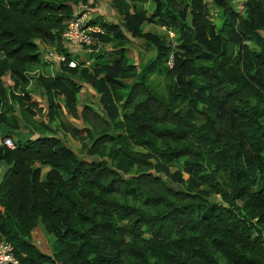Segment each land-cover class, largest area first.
<instances>
[{"label":"trees","instance_id":"16d2710c","mask_svg":"<svg viewBox=\"0 0 264 264\" xmlns=\"http://www.w3.org/2000/svg\"><path fill=\"white\" fill-rule=\"evenodd\" d=\"M153 1L149 14L113 0L122 21L88 22L112 49L78 61L63 33L89 0H0V139L37 133L0 143V238L22 264H264V0H211L220 27L205 0ZM129 38L152 55L136 60ZM42 44L66 57L56 74H32ZM88 82L102 111L78 109ZM65 111L86 124L92 159L57 134ZM40 224L51 254L33 240Z\"/></svg>","mask_w":264,"mask_h":264},{"label":"rangeland","instance_id":"374dc122","mask_svg":"<svg viewBox=\"0 0 264 264\" xmlns=\"http://www.w3.org/2000/svg\"><path fill=\"white\" fill-rule=\"evenodd\" d=\"M113 0H108L107 5L104 6L102 11H96V7L101 6V3L97 0H89L88 4H80L79 6H75V14L82 15L85 14L86 20H108L112 22H120L122 18L119 16V14L111 10V8L108 6V4H111ZM206 3V13L205 16L208 17L212 22H214L219 27L221 26L223 22V18L221 16V13L219 9L212 4L211 0H205ZM238 4L241 2L238 1ZM113 4V3H112ZM145 10L151 14L153 10L155 9V3L153 0H145L143 1V4L141 5ZM192 20V13L189 12V21ZM98 25V24H93ZM100 26V25H98ZM147 30H153L155 32L160 33H167V29L165 27H160L155 24H148L146 26ZM95 34V33H94ZM169 38L171 39L170 35ZM130 46H131V55L134 56L136 60H140V55H143L144 59H148L152 55V51L146 50L144 47L143 40L135 39V38H129ZM173 45H176L178 43L177 36L175 38H172ZM99 43L100 46H103L104 48H107L108 50L112 49V44L110 42H102L101 39L98 36H94V42L89 46H79L78 51L79 53L72 52L74 54V57L78 60H84L86 59V55L88 52L91 51L92 47ZM248 44L252 48H256V45L248 41ZM66 46V45H65ZM67 48V47H66ZM69 49V48H68ZM42 50V59L43 62L40 66L37 67L36 70L32 71L33 74H36L37 71L44 73L46 75H52L56 74L60 71V63L61 61L56 57L52 56L51 52L59 54L58 49L54 45L49 44H42L41 45ZM145 51V53H144ZM144 53V54H143ZM49 56V57H48ZM51 56V57H50ZM75 60L76 67H77V60ZM72 61V60H71ZM92 62V61H91ZM89 63V64H87ZM90 61H86L85 65H90ZM91 66V65H90ZM5 82L7 86L12 85V81L5 77ZM160 84L163 85V81L160 78ZM33 88V86H32ZM33 98L41 104V106H44L45 110H47L48 102L45 97H43L39 90H35L33 93ZM86 103H89L90 105L94 106L97 110L102 111V105L99 102V95L97 94L96 90L92 87V85L88 82L84 85V88L81 93L80 102L78 104V109L80 110L82 106ZM78 110V111H79ZM46 120V119H45ZM55 129L57 130V134L60 135L62 138L66 140L68 145L81 157L85 159H92L93 157L89 156L87 154V147L85 146L89 140L86 138V124L82 121L80 117L74 116L72 114L65 112H61L58 119H56V122H53ZM28 129L21 128L17 132H9L11 134L12 138L14 140H17L19 138H28L31 134V137L36 136V134L30 133ZM26 136V137H25ZM42 168V176L44 177L48 170L50 169L49 166L40 165ZM5 167V166H4ZM4 167L2 170H4ZM183 167V161L178 160L175 164V166L171 167V172H175L179 170V168ZM164 178H166L167 182L175 187H180L178 183L173 182L170 178H167L163 174ZM184 178H188V175L183 172ZM1 178V177H0ZM216 197H214L215 199ZM54 235H51L47 233L43 227L42 224L38 225L35 230L33 231V240L34 242L39 246V248L46 252L51 254L52 253V243L54 241Z\"/></svg>","mask_w":264,"mask_h":264},{"label":"built area","instance_id":"2783aa9c","mask_svg":"<svg viewBox=\"0 0 264 264\" xmlns=\"http://www.w3.org/2000/svg\"><path fill=\"white\" fill-rule=\"evenodd\" d=\"M94 33L105 34V30L101 26L89 24L88 20L85 18V14H75V16L68 21L67 27L63 33L64 44L70 51L75 52L79 46L91 45L94 42ZM169 35L171 38L176 37V33L172 30L169 31ZM51 55L56 56L60 61L66 59V57L60 53L56 54L51 52ZM169 64L171 66L173 65V56ZM71 65H76L75 60H72ZM0 143L10 149L16 148L15 140L8 135L2 137ZM0 264H22L20 258L15 253L13 243L5 238H0Z\"/></svg>","mask_w":264,"mask_h":264},{"label":"crops","instance_id":"0c3cea01","mask_svg":"<svg viewBox=\"0 0 264 264\" xmlns=\"http://www.w3.org/2000/svg\"><path fill=\"white\" fill-rule=\"evenodd\" d=\"M93 0H91V2H92ZM98 2H100L101 3V6H99V7H96V11L98 12V11H102V9L104 8V6L105 5H107L106 3H107V1L108 0H97ZM129 2H131V3H135V5H137V6H141L142 4H143V1H145V0H128ZM113 3V2H112ZM108 4V6L111 8V10L112 11H114L115 13L117 12L116 11V9L114 8V6H113V4ZM99 13V12H98ZM118 13V12H117ZM119 14V13H118ZM119 16L122 18V16L119 14ZM120 21H122V20H120ZM88 22H89V20H88ZM78 51H80V50H78V49H76L75 50V53H79ZM37 73H39L38 71H37ZM32 74H33V72H32ZM53 75V74H52ZM86 83H84V85H85ZM84 88V87H83ZM83 88H82V90H83ZM82 90H81V92L79 93V100H78V104H79V102H80V97H81V93H82ZM87 104V103H86ZM89 104V103H88ZM4 166L3 165H0V177L2 178V175H3V173H4V170L6 169V167H4V170H2V168H3ZM1 178H0V180H1ZM1 208V207H0Z\"/></svg>","mask_w":264,"mask_h":264},{"label":"water","instance_id":"95a60500","mask_svg":"<svg viewBox=\"0 0 264 264\" xmlns=\"http://www.w3.org/2000/svg\"><path fill=\"white\" fill-rule=\"evenodd\" d=\"M262 137H263V139H264V131L262 132Z\"/></svg>","mask_w":264,"mask_h":264}]
</instances>
